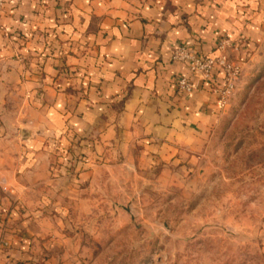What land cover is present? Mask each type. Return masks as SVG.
<instances>
[{"label":"crops","instance_id":"crops-1","mask_svg":"<svg viewBox=\"0 0 264 264\" xmlns=\"http://www.w3.org/2000/svg\"><path fill=\"white\" fill-rule=\"evenodd\" d=\"M3 1L0 186L10 194L0 193V264H16L33 256L34 219L21 209L46 191L53 142L87 150L136 141L151 154L203 143L220 108L219 67L181 92L187 67L172 51L216 56L222 39L256 22L259 0ZM21 127L29 131L17 140Z\"/></svg>","mask_w":264,"mask_h":264},{"label":"rangeland","instance_id":"rangeland-1","mask_svg":"<svg viewBox=\"0 0 264 264\" xmlns=\"http://www.w3.org/2000/svg\"><path fill=\"white\" fill-rule=\"evenodd\" d=\"M256 3V22L217 46L220 108L203 143L151 154L136 141L53 142L46 191L21 209L34 219L33 256L16 264H264V0Z\"/></svg>","mask_w":264,"mask_h":264},{"label":"built area","instance_id":"built-area-1","mask_svg":"<svg viewBox=\"0 0 264 264\" xmlns=\"http://www.w3.org/2000/svg\"><path fill=\"white\" fill-rule=\"evenodd\" d=\"M4 1L0 0V14ZM171 59L175 62L186 64L188 75H182L177 79V88L181 92H190L194 89L190 77L200 80H210L216 67L224 65V59L220 56H202L196 54L186 46H177L171 54Z\"/></svg>","mask_w":264,"mask_h":264}]
</instances>
